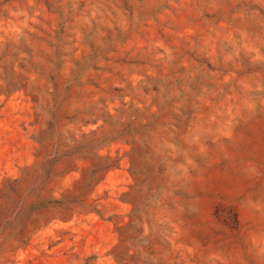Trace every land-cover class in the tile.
<instances>
[{
  "label": "rangeland",
  "instance_id": "1",
  "mask_svg": "<svg viewBox=\"0 0 264 264\" xmlns=\"http://www.w3.org/2000/svg\"><path fill=\"white\" fill-rule=\"evenodd\" d=\"M0 264H264V0H0Z\"/></svg>",
  "mask_w": 264,
  "mask_h": 264
}]
</instances>
